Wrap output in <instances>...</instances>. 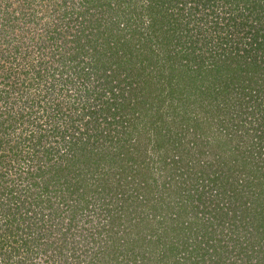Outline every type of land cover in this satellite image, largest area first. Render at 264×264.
I'll return each instance as SVG.
<instances>
[{
	"label": "trees",
	"instance_id": "16d2710c",
	"mask_svg": "<svg viewBox=\"0 0 264 264\" xmlns=\"http://www.w3.org/2000/svg\"><path fill=\"white\" fill-rule=\"evenodd\" d=\"M132 2L135 7L133 6V12L132 8L128 10L130 17L126 23L128 26L131 25L128 31L131 37L137 36L133 41L128 39L117 46H109L107 42L105 45V39H109L112 33L108 34L106 24L112 25L111 20L122 21L127 13L124 8L121 12L109 14L107 10L112 0H0V43L7 42L10 34L13 36L20 30L27 34L30 43V46L26 45L27 48L24 49L27 64L18 71V77H13L17 75V71L11 73L13 76L5 83L9 85V89L4 93L20 94L21 100L26 99L23 106L28 102L31 106L40 99L28 98L31 88H39L46 79L49 80L46 90L50 96L46 93L41 97L52 98V102H47L45 105L52 107V116L50 121H47L52 125V137L46 145L56 143L70 149L72 146L69 147V143L74 139L77 140V144L80 143V150L90 155L92 163L97 165L89 170L91 176H99L100 185H103L107 194H110V199L114 198V201L121 199L126 205V209L122 212L117 207L112 209L116 213L114 218L117 221L114 222V226L108 227L109 232L105 231L107 218L98 221L97 216H92L95 227H90L94 237L107 232L110 233L109 241L115 239L116 243L117 236L118 240H122L123 252L132 253L131 258L122 259V264H126L125 261L128 260H132L129 264H140L141 256L146 264H151L150 258H153L157 264H204L205 261L211 264H227L226 261L229 260L231 263L228 264H264V34L261 36L262 40H257L256 32L254 39L257 43H263V47L258 46L262 51L258 58L254 55L253 58L249 55H240L236 43L231 41L234 39L231 33L227 30L224 34L220 33L224 25L216 33L219 35L216 39L221 40L217 44V52H214L213 57L210 56L213 59L202 53L196 55L195 49L192 48L188 60L183 65V72L180 73L187 79L191 74L189 79L199 94L192 93L191 96L189 94L187 105L180 104L183 105L186 114L190 112L192 104H198L197 106L202 107L203 110L212 109V114L219 118L218 124L225 131V135H219V129H214L213 124L207 123L206 117L201 118L199 122L191 120L193 130L192 135H189L193 139L190 142L195 143L198 148L196 155L205 158V163L209 165L207 166L195 165L192 162L194 153L190 154L187 149L177 148L183 145L182 140L186 136L178 137L177 131L165 132L163 130L165 127L162 126L152 129L150 131L152 135L144 148H147L151 141L158 145V148H163L156 158L159 166L154 168V172L153 168L144 162L145 152L137 155V146L134 147L136 151L130 153V156L121 155L118 151L121 148L126 149L129 143L132 145L130 136L139 133L138 125L133 126L135 121L133 120L132 123L131 119L122 115L124 110L121 106L124 97L121 102V86L126 85L127 82L125 79L121 81V71L126 70L127 63L133 69L132 63H139L140 68H136L137 74L134 78L142 79L150 99L148 82L154 73L149 70V66L155 64L161 54L163 56L164 51L167 52V58L174 60V54L171 52H175L179 45L187 49L186 42H189L192 36L189 35L187 38L182 35V39L188 40L172 42L170 31H173L181 19L180 11L177 12V17H174L177 10V7H173L174 0H148L149 4L146 7L143 2H140L141 5L137 4L138 0H132L129 4ZM253 2L264 9V1L253 0ZM124 7L127 5L125 4ZM155 7L164 10L160 16L157 12L158 22L156 20L158 9L155 10ZM105 13L108 14L107 19L103 16L99 17V14L105 15ZM132 13H135L136 17L132 18ZM143 24L146 25L145 31L142 28ZM180 29L182 30L181 27ZM139 30H143L140 33H143V38L149 47H136L140 38L137 34ZM114 32L113 30L112 37L117 36ZM152 41L154 45L150 43ZM155 43L157 45L162 43L159 53ZM100 50H103V53ZM177 55L178 52L175 56ZM9 56H12V53ZM124 57H127L125 61ZM171 62L167 65L170 70L173 69V61ZM157 67L158 65L155 64V68ZM224 69L229 70L230 76L225 77L221 73L222 70L225 71ZM192 70L193 73L198 72L196 77L199 79H193ZM57 74L59 80H55ZM172 74L173 72L170 73V78ZM133 82V80L128 81V86ZM177 85L180 90L185 87L179 81ZM140 87L143 89L141 83H135V86L129 90V96L139 100V104L143 105L145 99L141 93L142 89L140 93L137 91ZM2 91L3 88L1 93ZM63 91L67 95L74 93L68 114L61 112L60 102L54 97L56 94L60 97L58 94ZM38 93L35 90V95ZM168 93L170 96L174 90L169 89ZM183 94L184 92H180L181 97ZM192 97L198 102L191 103ZM39 102L41 100H38L37 104ZM195 110L196 108L192 111ZM57 115L70 120L72 131L64 128L62 123L56 126L54 120ZM167 123L170 127L175 126L173 121ZM90 124L101 125L97 131L102 133L105 129L114 131L117 137L116 153H112L107 159L104 158L105 151L95 147V142L91 140ZM199 134L203 139L199 138ZM237 135H240L239 139L236 138ZM169 140L175 145L174 149L180 151L176 157L165 150L168 148L165 142ZM35 146L39 149L37 144ZM50 148L51 145L39 150L47 154ZM211 164H215L213 170H209ZM168 165L171 171H163ZM53 167L49 170L55 178L60 174ZM158 176L159 179H155ZM188 181L190 186L187 184ZM73 193L74 191L70 190L69 194ZM75 193H78L77 189ZM86 193L91 192L86 189ZM50 201H52L51 197ZM110 202H104L103 209L107 212V216L112 212L108 207ZM54 203L55 201L45 205L51 209L53 215L57 214ZM130 204L137 206V210L153 206L155 213L151 220L156 219L161 211L166 214V221L161 226L155 225L149 229L145 216L139 220L137 216L132 215L131 210H127ZM83 208V206L74 208L72 220L80 215L79 211ZM41 215L40 220L45 221L44 214ZM11 216L12 219L7 218L3 222L4 225H0L1 249H7V242L2 236L13 234L17 243L22 237V234H18L22 224L21 218L28 219V216L20 211H16ZM56 216L59 218L60 215ZM92 219L91 221H94ZM13 226L19 227L13 231ZM45 226L46 223L43 228ZM115 226L122 227L121 235H118L119 231L113 233ZM32 227V223L24 226L28 237L32 236V241L28 245L42 243L44 245L42 254L50 252V257L55 255L59 260L82 257L85 264H93L90 260H96L97 256L100 258L96 260L98 261L96 264L113 262V259L109 258L110 251L104 249L91 256L92 251L88 249L81 253L76 250L72 254L62 248L54 251L52 255L51 251L55 243L47 241L48 237L39 229L40 226L33 229ZM47 230L48 228H45L44 232ZM60 240L64 241L61 237ZM206 246L212 248L211 253L215 257L210 256L208 260H203L202 257L205 256L203 254L207 253ZM5 252L10 254V249ZM158 254H161L159 259L155 257ZM2 261L3 259L0 258V264H5Z\"/></svg>",
	"mask_w": 264,
	"mask_h": 264
},
{
	"label": "rangeland",
	"instance_id": "374dc122",
	"mask_svg": "<svg viewBox=\"0 0 264 264\" xmlns=\"http://www.w3.org/2000/svg\"><path fill=\"white\" fill-rule=\"evenodd\" d=\"M131 1L132 0H112V3L107 10L109 14L111 12H121L124 8H126L127 13L123 16L122 21L121 19L117 21L111 20L113 23L112 25L106 24V31L108 34H113L114 30V34H117V36L112 37L111 34L109 39H105V45L107 42L109 46H117L128 39H132L133 41L137 36L131 37V33H128L131 25L128 26V23H126L130 17L128 10L132 8L131 10L133 12V6L135 7L133 2L129 4ZM138 1L139 3L137 4L141 5L140 2H143L145 7L149 4L148 0ZM242 1L244 0H174L175 5L173 7H177L174 17H177V12L180 11L181 19L179 21L178 19L176 20L179 22L178 25L175 26L173 31H170L172 42L188 40L182 39V35L187 38L191 35L192 38L189 42H186L187 49H184L183 45H179V48H176L175 52H171L174 54V60L167 58V52L164 51L163 56L161 54L158 61L155 62L158 67L155 68V64H151L149 66V70L154 73L152 75L153 77L150 78L148 82L150 99L148 92L144 88L142 79L134 78L137 74L136 68H140L139 63H132L134 65L132 66L134 69L130 67L129 63H127L126 70L121 71V81L125 79L127 82L126 85L121 86V102L124 97V102L121 106L124 110L122 115L126 116L125 118L127 119H131L132 123L134 120L135 123H133V126L138 125L137 130L139 131V133L136 132L130 136L132 137V145L129 143L126 149L121 148V150H118L121 152V155L130 156V153L136 151L134 147L137 146V155H142L145 152L143 155V157H145L144 162L150 165L155 172L154 168L159 166L158 162H156V158L158 153L162 152L163 148H158V145L153 144V141L148 144L149 146L147 148H144V146L147 145L148 138L152 135L150 131L155 128L158 129L162 126L165 127L163 129L165 132L167 130L174 132L177 131L178 137L186 136V138L182 140L183 145H180L177 148L187 149L190 154L194 153L195 157L192 162L195 165L200 164L209 166L205 163V158H201L196 155L198 148L195 143L190 142V140L193 139L190 136L192 135L193 130L191 124L194 121L199 122L201 118L206 117L205 119L207 123L213 124L214 129H219V135H225V131L221 129V125L218 124L219 118L212 114V109L210 108L203 110L202 107L197 106L198 104H192L190 105L191 107L189 110L191 113H185L183 105L185 103L187 105V97H189V94L191 96L192 93L199 94V91L195 90L192 86L193 82L189 79L191 74L188 75L187 79L184 75H181L180 72H183V65L188 60L189 52L193 49H195L196 55L202 53L204 56H209V58L213 59L212 57L214 52H217V44L221 40L216 39L218 35H216V33L223 25L224 27L220 30V33L222 34L223 32L224 34L226 30L228 33H231L234 38L231 39V41H233L232 43H236L235 45L239 50L240 55H249L251 58H253V55L257 58L259 57V54H261L262 51H260L258 46L263 47V43H257L254 39L257 32V40H262L261 36L264 34V9H261L253 4V0ZM256 1L258 2L264 0H255V2ZM125 4L127 7H124ZM250 7L254 8L251 9ZM156 8L158 10H156ZM135 10L138 11L136 8ZM155 10L156 20L158 22L159 19H157V12H159L158 16H160L164 13V10L163 8L159 10L158 7H155ZM100 16H103V18L105 17V19L108 18L107 13H105V15L99 14V17ZM131 17H136L135 13H132ZM156 24L158 25V23ZM142 28L145 31L146 25L143 24ZM143 30H139L137 32V34L140 35V38L136 47H149L148 44L146 45L145 39L142 35L143 33H140ZM2 37L3 35L1 38ZM8 38L7 42L0 43V225L3 226V222H5L7 218L12 219L11 215H13L16 211H20L25 216H28V219L21 218L23 225L21 224L20 227H12L13 231L16 227H19L18 234H22V237L18 239L17 243L14 241L13 234L2 236L3 240L7 242V249L0 248V258L3 259L2 263L85 264L82 261V257H77V259L59 260V258H57L53 253L54 251H59L58 249L63 248L67 249L69 253L75 252L76 250L81 253V251L88 249L89 251H92L91 256H93L95 252H100L104 249L107 252L110 251L109 258L113 259L112 264H122V259L131 258L132 253L123 252V249H121L122 240H118V236L116 237V243L115 239L109 241L108 239L110 233L107 232H109L108 227L111 225L114 226L116 223L115 221H117L114 218L116 213L112 209L117 207L118 210H121L122 212L126 209V205L123 204L121 199L119 201H114V198L110 199V194H107L103 185H100V181L98 180L99 176H91L92 173H90L89 170L95 168L97 165L92 163V157L90 155L85 154L80 150V143L77 144V140L74 139L71 143L68 142L69 147L70 145L72 146V148H70L71 150L68 147H63L62 145H58L56 143H48L46 145L49 138L52 137V125L47 122L50 121V116H52V107H46L45 105H47V102H52V98L42 99L41 97L48 93L46 88L50 83L49 80L46 79L43 83L41 82L42 85L39 88L34 87V89L39 92L38 95H35L34 89L31 88L30 90L28 98L34 99L35 97H39L40 99L38 100H41V102L38 104V100H36V103L32 102L33 104L31 106L30 102L23 106V102L26 99H22V101L20 99V94H13V92L4 93L9 89V85L5 83H7L11 76H13L11 73L17 71V75L13 77H18V71L22 70L27 64V60L24 58V49H26L27 46H30L27 34L23 33L21 30L16 31L13 36L10 34ZM135 43L136 42L134 41V44ZM150 43L154 45V41ZM161 44L162 43L157 45L155 43L158 53L161 48ZM100 51L103 53V50ZM177 52L179 55L176 57L175 54ZM11 53L12 56H9ZM184 56L185 58H183ZM126 59L127 57H124V61ZM171 61H173L172 70H170L169 66H167L172 63ZM224 70L225 71L223 72L222 70L221 73L224 74L225 77L230 76L231 73L229 70ZM171 72H173V77L171 76L170 78ZM191 73H193V70ZM178 74L180 76H178ZM196 74H198V72L192 74L193 79H199L196 77ZM55 80H59V74L55 75ZM132 80L134 82L128 86V81ZM178 81L180 84L185 86L181 90L178 88ZM135 83H141L143 85V89L140 87L137 90L140 93L142 89L141 93L143 94V98L146 100H144L143 105L139 104V100L129 96V90L132 86H135ZM196 84L199 83L196 82ZM1 88H3L2 93ZM59 88L60 87H58V89ZM169 89L174 90V93L170 96L168 93ZM175 91H177L176 94ZM180 92H184L182 97ZM73 94L74 93H68L69 97L63 91L58 94L60 97H58L57 94L54 96L56 97V100L60 102L61 112L63 114H68L70 112L69 105L74 98ZM71 95L73 96L71 97ZM48 96H50L49 93ZM51 96L53 97V93ZM25 97H27V95ZM190 101L192 103L197 101V99L192 97ZM180 103H183V105ZM194 108H196V110L192 111ZM57 120L59 121L57 122ZM54 121L56 126L62 123L64 128L72 131L69 119H66L65 117L60 118V116L57 115V118H55ZM168 121H173L175 126H168ZM100 126H98V124H90L89 127L91 128L90 130L92 135L91 140L95 142V147L100 149L102 148L105 151L104 158L107 159L110 155H112V153H116L115 145L117 144V137L112 130L105 129L103 133L97 131ZM187 128H189L188 134L186 132ZM199 136V138L203 139L200 134ZM239 136L240 135H237L236 138ZM66 139H68V137H66ZM165 143L168 144V148H165V150L168 151L169 154L175 155V157L178 156L180 151L178 149H174L175 145H173L170 140ZM36 144L39 149H44V146L49 147V145H51L52 148H50V151L45 154L42 150L36 149ZM145 149H147V151H145ZM189 157L190 155L187 158L189 159ZM52 166H54L53 168L60 174L59 176H55V178H53L54 175H52L49 170ZM214 168L215 164H213L209 170H213ZM168 170L171 171L170 165L163 169V171L166 172ZM155 179H159V176ZM150 180L152 181L154 179ZM187 184L190 186L189 181ZM76 189L78 193H75ZM86 189H89L91 193L87 194ZM70 190L74 191L72 195L69 194ZM50 197L52 201H50ZM104 197L107 199L105 200ZM104 200L111 201L108 207L111 208L112 212L108 213V216L107 212L103 209ZM54 201L55 211H57V214L60 215L59 218H57V214H52L51 209L45 207V205ZM90 201H93V203ZM102 201L104 202L101 203ZM80 206H83L84 208L80 209V215L76 216V219L72 220V212L75 211L74 208H79ZM152 207L153 206L144 207L137 210V206L130 204V207L127 208V210H131L133 212L132 215L137 216L139 220H142L145 216L148 224L147 228L152 229L155 225L161 226L162 223L166 221L167 217L165 213L160 211L158 217L151 220L153 214L155 213L154 208ZM41 213L44 214L45 221L40 220L42 216ZM92 216H97L98 221L102 218H107L105 226V231L107 232H103L98 237L92 236V233L90 232L92 231V228L90 227H95L94 223H92L95 222V220L92 219ZM87 218L90 220H86ZM91 219L94 221H91ZM123 220L125 221V219ZM29 223L33 224L32 229L34 227L39 228L40 226L39 229L48 237L47 241L55 243L53 245L54 248H52L51 251V254L54 255V257H50V252L48 254L41 253L44 250V245L40 242L35 243L34 246L28 245L32 241V236L28 237L24 226ZM45 223V228H48L46 232H44L45 228H43ZM121 228V226H115L113 228V233L119 231L118 235H121ZM66 229L69 230L64 232ZM60 237L64 239L63 242H61ZM93 240H95V242H93ZM9 249L10 254L5 252V250ZM205 249H207V253L203 254L205 255L202 257L203 260L209 258L210 256L215 257L214 254L211 253V247L206 246ZM20 250H23L24 252H20ZM199 255H201V253H199ZM160 256L161 254H158L155 257L159 259ZM99 258L100 256H97L96 260ZM150 259L151 264H157L153 258ZM96 260L91 259L90 262L96 264L98 262ZM131 261L132 260H128L125 261V263L129 264ZM139 261L141 262L140 264H146L145 259L142 260V256L139 258ZM208 263L211 264L209 261L204 262V264ZM226 263H231V261H226Z\"/></svg>",
	"mask_w": 264,
	"mask_h": 264
}]
</instances>
